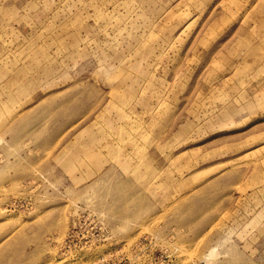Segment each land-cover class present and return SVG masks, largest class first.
Listing matches in <instances>:
<instances>
[{"label": "rangeland", "instance_id": "374dc122", "mask_svg": "<svg viewBox=\"0 0 264 264\" xmlns=\"http://www.w3.org/2000/svg\"><path fill=\"white\" fill-rule=\"evenodd\" d=\"M0 264H264V0H0Z\"/></svg>", "mask_w": 264, "mask_h": 264}, {"label": "bare ground", "instance_id": "6f19581e", "mask_svg": "<svg viewBox=\"0 0 264 264\" xmlns=\"http://www.w3.org/2000/svg\"><path fill=\"white\" fill-rule=\"evenodd\" d=\"M107 106V105H106ZM109 121V120H108ZM113 127V126H112ZM115 127V126H114ZM112 131H114V130H112ZM87 132L91 135V136H93L94 137V135H100V136H102V133H104L103 132V130H101L100 129V127L99 126H96V128H87ZM87 132H86V135H85V137L87 136ZM118 132V131H117ZM116 131L114 132V133H117ZM120 132H122V133H125L124 132V130L123 129H121L120 130ZM130 132V131H129ZM131 133L133 134L134 132H132L131 131ZM137 133V132H136ZM89 135V136H90ZM106 135V134H105ZM122 135H124V134H122ZM122 135H119V136H122ZM134 135V134H133ZM132 135V136H133ZM104 136V135H103ZM158 136V135H157ZM83 138V137H82ZM101 138V137H100ZM118 138H120V137H118ZM117 138V139H118ZM122 139H123V137H121ZM81 139V138H80ZM88 140V139H87ZM90 140V139H89ZM88 140V141H89ZM94 140V139H93ZM100 140V139H99ZM121 140V139H120ZM131 140V139H130ZM134 140V139H133ZM122 141H124V140H122ZM128 142H130L129 140H127ZM154 141H156V140H154ZM78 142H79V139H78ZM100 141H98V143H99ZM80 143V142H79ZM78 143V144H79ZM97 143V144H98ZM105 143V142H104ZM111 143V142H110ZM121 143V142H120ZM120 143H119V145H120ZM125 143V142H124ZM89 144V143H88ZM87 144V142H86V145L87 146H85L84 145V147H83V149H85V150H89V149H91L92 148V151L93 150H96V149H93V148H95V147H93V145H88ZM99 144H101V143H99ZM112 144V143H111ZM111 144H104V145H102L103 147L102 148H107L109 151H111V152H109L110 153V155L111 156H116L117 158H124V157H122L123 156V151L121 150L122 149V147H121V149L119 148V147H116V146H113V145H111ZM130 144V143H129ZM135 144H137V142L135 143ZM151 144V143H150ZM75 145V144H74ZM134 145V144H133ZM79 146V145H78ZM122 146V145H121ZM124 146V145H123ZM129 146H131V145H129ZM81 148V147H80ZM126 148V147H125ZM127 148H128V146H127ZM132 149V148H131ZM79 150V149H78ZM82 150V149H81ZM107 150V151H108ZM80 151V150H79ZM104 151H106V150H104ZM106 151V152H107ZM129 151V150H128ZM140 152L141 151H139V154H140ZM90 153H91V151H90ZM99 152L97 151L96 153H95V155L96 154H98ZM105 153V152H104ZM109 153H107V156L109 155ZM136 153V152H135ZM78 154V153H77ZM80 154V153H79ZM106 154V153H105ZM130 154V153H129ZM179 154V153H178ZM81 155V154H80ZM91 155H93V153H91ZM90 155V157H92ZM132 155V154H131ZM135 154H133V156H134ZM172 155V154H171ZM79 157V155H76V157ZM86 156V155H85ZM94 156V155H93ZM98 156V155H97ZM99 156H101V155H99ZM96 157V156H95ZM103 157V156H102ZM115 157V159H117ZM127 157V156H126ZM125 157V158H126ZM177 157V158H176ZM182 157V155H174L173 157L171 156L170 157V161H169V164H168V167L166 168V170H165V172H166V174H165V180L161 183V182H155V179L156 178H158L159 177V175H161L162 174V169H160L159 167H156L155 165H154V163H153V161L152 162H149L148 161V164L147 163H145L143 160H142V155H141V160H136V159H134V161H133V163H132V165L134 164V165H136V170H137V172H135L134 173V179L136 180V182L139 184V185H141V186H143L144 188H145V191L146 192H148L150 195H157L158 194V191H159V189L163 192L164 190H166V188H171V187H173V186H175V182H173V170H177V171H179L180 172V169H179V166L178 165H176L175 163H176V161L179 159V158H181ZM85 158H89L88 156L87 157H85ZM94 158V157H93ZM93 158H91V161H92V163L94 162L92 159ZM104 158V157H103ZM103 158H100V159H103ZM125 158L123 159V161L125 160ZM70 159H72V156H71V158ZM69 160V159H68ZM114 160V159H113ZM71 161V160H70ZM77 161H81V160H77ZM89 161H90V158H89ZM88 161V162H89ZM100 161V160H99ZM118 161H120V160H118ZM117 160L115 161V162H117V163H120V162H118ZM130 161V160H129ZM128 160H127V163L129 164V165H131V163L129 162ZM69 162V161H68ZM68 162H67V164H68ZM96 162L97 161H95L94 163H95V166L97 165L96 164ZM103 162V161H102ZM125 162V161H124ZM124 162L122 163V160H121V163H122V165L124 164ZM72 163V162H71ZM74 163V162H73ZM93 163V164H94ZM98 163V162H97ZM69 165H70V163H69ZM99 165V164H98ZM122 165H119V167H122ZM125 165V164H124ZM131 165V166H132ZM67 166V165H66ZM175 166V167H174ZM71 166H69V168H70ZM125 167H126V165H125ZM130 167V166H129ZM126 169V168H125ZM70 170H71V168H70ZM123 171H125V170H123ZM138 173H139V175L141 176H138ZM161 173V174H160ZM195 175V174H194ZM194 175H191V180L192 179H194ZM197 175H203V173H200V172H198L197 173ZM168 176V177H167ZM164 177V176H163ZM143 179H145V180H148V182L147 183H144V181H143ZM166 179H168L169 181H167Z\"/></svg>", "mask_w": 264, "mask_h": 264}, {"label": "crops", "instance_id": "0c3cea01", "mask_svg": "<svg viewBox=\"0 0 264 264\" xmlns=\"http://www.w3.org/2000/svg\"><path fill=\"white\" fill-rule=\"evenodd\" d=\"M165 156H166V159H167V157L170 159V157H171L172 155H171V154H170V155H166V154H165ZM178 156H179V155H178ZM176 158H177V157H176ZM169 159L167 160V164H169V161H170ZM170 162H171V161H170ZM167 167H168V166H166L165 168L162 169V173H163L164 175L166 174L165 170H166ZM179 169H180V168H179ZM172 175H173V174H172ZM180 179H181V178H180ZM143 181H144V183H147V182H148V180H145V179H143Z\"/></svg>", "mask_w": 264, "mask_h": 264}]
</instances>
